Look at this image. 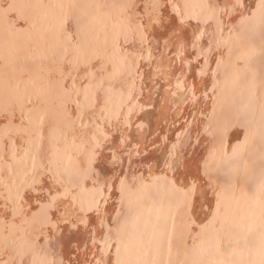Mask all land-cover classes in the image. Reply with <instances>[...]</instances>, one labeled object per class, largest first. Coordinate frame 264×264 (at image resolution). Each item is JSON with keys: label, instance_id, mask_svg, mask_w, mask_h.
<instances>
[{"label": "bare ground", "instance_id": "bare-ground-1", "mask_svg": "<svg viewBox=\"0 0 264 264\" xmlns=\"http://www.w3.org/2000/svg\"><path fill=\"white\" fill-rule=\"evenodd\" d=\"M0 264H264V0H0Z\"/></svg>", "mask_w": 264, "mask_h": 264}, {"label": "rangeland", "instance_id": "rangeland-1", "mask_svg": "<svg viewBox=\"0 0 264 264\" xmlns=\"http://www.w3.org/2000/svg\"><path fill=\"white\" fill-rule=\"evenodd\" d=\"M262 168L263 166L259 163L255 164L252 169H250L249 173L246 175V177L244 178V181L245 183L242 184V187L238 193V196L236 197V201L233 203L232 205V213H231V220L229 221V224H230V227L233 229L234 228V225L235 223L237 222V219H239V215H240V212L241 210L243 209V207L248 204L251 199L254 197L252 196L253 194L255 195L258 188H259V180H260V174L262 172ZM261 170V171H260ZM259 172V174H258ZM259 175V176H258ZM253 176V177H252ZM258 178H257V177ZM251 178V179H250ZM253 178H256L254 179L255 180V183H254V180H253V183L251 184L250 180H252ZM257 180V181H256ZM250 182V183H249ZM251 184V185H250ZM253 185V186H252ZM258 185V186H257ZM251 188H249V187ZM247 187V188H246ZM249 188V190H248ZM248 191V192H247ZM251 193V194H250ZM253 193V194H252ZM244 194V195H243ZM251 195V196H250ZM244 196V197H243ZM246 196V197H245ZM250 199H248V198ZM241 201V202H240ZM235 207V208H234ZM237 208V209H236ZM236 209V210H234ZM235 211V213H234ZM239 214H238V213ZM237 214V215H236Z\"/></svg>", "mask_w": 264, "mask_h": 264}]
</instances>
